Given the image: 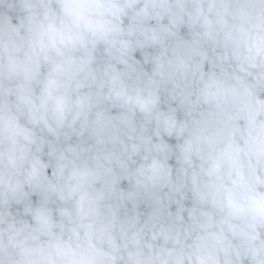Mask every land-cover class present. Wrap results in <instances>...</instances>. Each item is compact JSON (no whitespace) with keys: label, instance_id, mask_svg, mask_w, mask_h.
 I'll list each match as a JSON object with an SVG mask.
<instances>
[{"label":"clouds","instance_id":"clouds-1","mask_svg":"<svg viewBox=\"0 0 264 264\" xmlns=\"http://www.w3.org/2000/svg\"><path fill=\"white\" fill-rule=\"evenodd\" d=\"M0 264H264V0H0Z\"/></svg>","mask_w":264,"mask_h":264}]
</instances>
